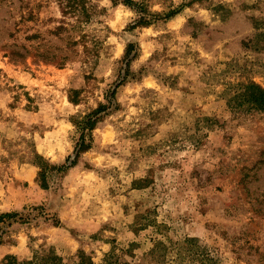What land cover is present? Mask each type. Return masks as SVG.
Returning a JSON list of instances; mask_svg holds the SVG:
<instances>
[{
    "label": "rangeland",
    "instance_id": "obj_1",
    "mask_svg": "<svg viewBox=\"0 0 264 264\" xmlns=\"http://www.w3.org/2000/svg\"><path fill=\"white\" fill-rule=\"evenodd\" d=\"M139 1L177 12L131 28L120 0H90L93 21L55 35V0H0V212L19 213L0 225V264L50 248L99 262L132 242L141 255L152 223L212 264H264V111L228 105L238 83L264 87V0ZM126 71L91 148L42 188L39 165L73 157L74 121Z\"/></svg>",
    "mask_w": 264,
    "mask_h": 264
},
{
    "label": "trees",
    "instance_id": "obj_2",
    "mask_svg": "<svg viewBox=\"0 0 264 264\" xmlns=\"http://www.w3.org/2000/svg\"><path fill=\"white\" fill-rule=\"evenodd\" d=\"M62 15L68 16V22L63 20L60 25L52 31L55 35L61 33V30L68 28L70 31H78L85 24L90 23L99 14L98 11L90 4V0H55ZM114 1V0H112ZM121 3L134 10L138 17L130 26L131 28L138 25H148L156 17L168 18L173 16L177 10L171 9L165 13H151L145 5L139 0H120ZM153 18V19H152ZM73 20V21H72ZM34 36V35H32ZM88 39L85 34L79 35L78 39L72 38L71 43L76 45L78 40L85 42ZM91 40V47L84 44L85 50L94 54L93 49L98 43L94 39ZM132 44H128L124 57L126 58ZM125 61V66L128 63ZM127 75V71L123 73L120 81L108 91L105 95V102H99L97 106L88 111L81 119L74 121V125L78 129V139L75 142L73 157L67 156L65 163L62 165H54L46 163L40 166V186L46 188L45 173L48 170H66L76 164L81 153L89 150L92 146V131L102 120L105 114L114 107L116 87L121 84ZM72 102H76L74 98H70ZM228 105L234 112L242 110H259L264 111V87L254 81L240 82L236 86V90L228 99ZM19 213L17 211L0 212V225L4 222L10 224V220H14ZM156 236L151 238V247L141 255L135 253L134 245L136 242L130 243L128 247L119 249L112 248L104 254L99 262H95L92 257L79 250L75 258L66 261L53 248L43 252H34L31 257L18 258L15 255H7L5 264H212L214 259L204 246L198 243L196 237L185 236L181 239H171L166 234L167 226L164 223H152ZM2 228L0 226V238Z\"/></svg>",
    "mask_w": 264,
    "mask_h": 264
},
{
    "label": "clouds",
    "instance_id": "obj_3",
    "mask_svg": "<svg viewBox=\"0 0 264 264\" xmlns=\"http://www.w3.org/2000/svg\"><path fill=\"white\" fill-rule=\"evenodd\" d=\"M68 148H69V152H72V151H73V149H72V146H71V145H69V146H68Z\"/></svg>",
    "mask_w": 264,
    "mask_h": 264
}]
</instances>
